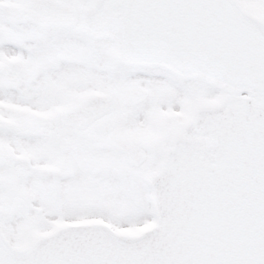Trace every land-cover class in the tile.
<instances>
[{"label": "snow or ice", "instance_id": "6c2138e0", "mask_svg": "<svg viewBox=\"0 0 264 264\" xmlns=\"http://www.w3.org/2000/svg\"><path fill=\"white\" fill-rule=\"evenodd\" d=\"M0 264H264V0H0Z\"/></svg>", "mask_w": 264, "mask_h": 264}]
</instances>
